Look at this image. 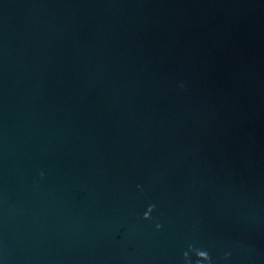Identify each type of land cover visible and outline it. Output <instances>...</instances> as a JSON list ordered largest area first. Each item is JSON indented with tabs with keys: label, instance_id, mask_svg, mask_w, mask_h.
<instances>
[{
	"label": "water",
	"instance_id": "1",
	"mask_svg": "<svg viewBox=\"0 0 264 264\" xmlns=\"http://www.w3.org/2000/svg\"><path fill=\"white\" fill-rule=\"evenodd\" d=\"M190 247L264 264V0H0V264Z\"/></svg>",
	"mask_w": 264,
	"mask_h": 264
},
{
	"label": "clouds",
	"instance_id": "2",
	"mask_svg": "<svg viewBox=\"0 0 264 264\" xmlns=\"http://www.w3.org/2000/svg\"><path fill=\"white\" fill-rule=\"evenodd\" d=\"M156 210V206L150 205L148 211L144 214V220L151 221L153 219L152 213ZM157 230H162L163 226L159 223L156 224ZM190 251L194 252L197 257V264H213V260L211 255L208 253L207 250L197 249L195 247H190ZM230 254L225 256V259H229ZM184 259L186 264H191L190 256L188 252L184 253Z\"/></svg>",
	"mask_w": 264,
	"mask_h": 264
}]
</instances>
